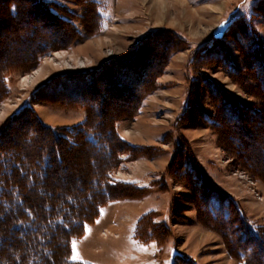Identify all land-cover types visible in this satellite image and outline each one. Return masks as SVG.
Masks as SVG:
<instances>
[{
    "label": "rangeland",
    "instance_id": "374dc122",
    "mask_svg": "<svg viewBox=\"0 0 264 264\" xmlns=\"http://www.w3.org/2000/svg\"><path fill=\"white\" fill-rule=\"evenodd\" d=\"M61 255L264 264V0H0V264Z\"/></svg>",
    "mask_w": 264,
    "mask_h": 264
},
{
    "label": "trees",
    "instance_id": "16d2710c",
    "mask_svg": "<svg viewBox=\"0 0 264 264\" xmlns=\"http://www.w3.org/2000/svg\"><path fill=\"white\" fill-rule=\"evenodd\" d=\"M221 34H222V32H220ZM88 142L91 144V145H93L94 143H96V140L95 141H92V138H88ZM20 202H21V200H20ZM226 214H227V216H228V212H226ZM58 225V224H57ZM61 225V224H60ZM64 227L63 226H60V229L62 230ZM66 228V227H65ZM64 228V231L66 232V233H70L71 232V229L70 228H66L65 229ZM231 229V231L233 232H236L237 230H238V227H236L235 226V228H230ZM247 230V229H246ZM246 230H244V231H242V233L243 232H245ZM244 235H245V233H244ZM247 239H249L250 241H253V242H255L256 240H253V236L252 235H249L248 236V238H244V242H248V240ZM240 242V246H242V250H240L239 251V253H242L244 256H245V252H249L248 251V249H246L245 247H244V245L243 244H245V243H243V242H241V241H239ZM243 243V244H242ZM245 246H247V248H248V246H250V244L248 243V244H246ZM251 248V247H250ZM244 249H246V250H244ZM252 249H253V247H252ZM250 251H251V249H250ZM254 252V251H253ZM57 260H59V264H64L65 263V261L67 260V258H66V256L64 255H61L60 257H57ZM54 261H52V263H53Z\"/></svg>",
    "mask_w": 264,
    "mask_h": 264
},
{
    "label": "bare ground",
    "instance_id": "6f19581e",
    "mask_svg": "<svg viewBox=\"0 0 264 264\" xmlns=\"http://www.w3.org/2000/svg\"><path fill=\"white\" fill-rule=\"evenodd\" d=\"M23 79V82H27V77L26 78H22Z\"/></svg>",
    "mask_w": 264,
    "mask_h": 264
},
{
    "label": "snow or ice",
    "instance_id": "6c2138e0",
    "mask_svg": "<svg viewBox=\"0 0 264 264\" xmlns=\"http://www.w3.org/2000/svg\"><path fill=\"white\" fill-rule=\"evenodd\" d=\"M73 247H75V245H73ZM74 259H76L77 257H73Z\"/></svg>",
    "mask_w": 264,
    "mask_h": 264
}]
</instances>
